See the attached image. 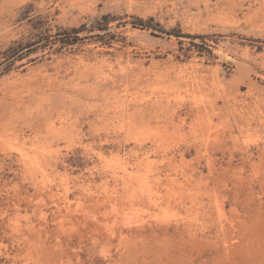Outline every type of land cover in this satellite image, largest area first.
<instances>
[{
  "label": "rangeland",
  "instance_id": "obj_1",
  "mask_svg": "<svg viewBox=\"0 0 264 264\" xmlns=\"http://www.w3.org/2000/svg\"><path fill=\"white\" fill-rule=\"evenodd\" d=\"M0 264H264V0H0Z\"/></svg>",
  "mask_w": 264,
  "mask_h": 264
}]
</instances>
